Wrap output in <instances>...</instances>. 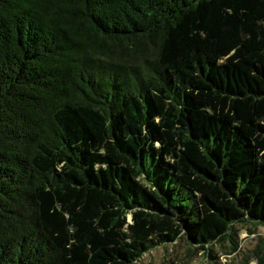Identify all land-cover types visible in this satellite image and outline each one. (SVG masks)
<instances>
[{"label": "trees", "instance_id": "16d2710c", "mask_svg": "<svg viewBox=\"0 0 264 264\" xmlns=\"http://www.w3.org/2000/svg\"><path fill=\"white\" fill-rule=\"evenodd\" d=\"M244 223L264 227V0H0V264L235 253Z\"/></svg>", "mask_w": 264, "mask_h": 264}, {"label": "rangeland", "instance_id": "374dc122", "mask_svg": "<svg viewBox=\"0 0 264 264\" xmlns=\"http://www.w3.org/2000/svg\"><path fill=\"white\" fill-rule=\"evenodd\" d=\"M239 227V252L232 253L231 242L226 239L208 244L209 251L200 250L180 238L149 252L136 264H264V227L254 228L246 223ZM252 228L254 233L249 232ZM209 253L217 257L210 259Z\"/></svg>", "mask_w": 264, "mask_h": 264}]
</instances>
